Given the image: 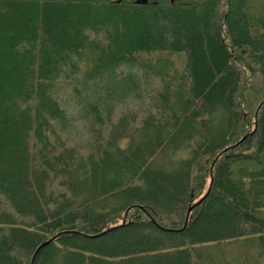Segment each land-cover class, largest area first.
<instances>
[{"label":"trees","instance_id":"1","mask_svg":"<svg viewBox=\"0 0 264 264\" xmlns=\"http://www.w3.org/2000/svg\"><path fill=\"white\" fill-rule=\"evenodd\" d=\"M240 241L264 262V0H0V264Z\"/></svg>","mask_w":264,"mask_h":264},{"label":"rangeland","instance_id":"2","mask_svg":"<svg viewBox=\"0 0 264 264\" xmlns=\"http://www.w3.org/2000/svg\"><path fill=\"white\" fill-rule=\"evenodd\" d=\"M213 247H214V245H213ZM216 250H218V252H222V254H223L222 257L225 258V259H223L225 261H229L234 257H238L237 263H235L236 261H234L233 262L234 264H253L252 259L251 260H249V259L245 260L244 258H245V254L247 256L254 254L255 253V251H253L254 249L252 247H249V245H248V247L243 246L241 241H240V243H238L236 245H233V244L229 245L228 243L223 242V243L218 245V248ZM212 251H214V250H212ZM219 255H221V254H219ZM242 257L244 260L241 259ZM240 260H241V262H240ZM260 264H264V262L260 263Z\"/></svg>","mask_w":264,"mask_h":264},{"label":"water","instance_id":"3","mask_svg":"<svg viewBox=\"0 0 264 264\" xmlns=\"http://www.w3.org/2000/svg\"><path fill=\"white\" fill-rule=\"evenodd\" d=\"M140 3H144V2L142 1V2H140ZM246 137H247V136H245L242 140H244ZM242 140H241V141H242ZM189 212H190V209H189L188 212H187V216H188ZM48 243H49V242H46V243L42 244V245L39 247V249H40L41 247L47 245Z\"/></svg>","mask_w":264,"mask_h":264}]
</instances>
